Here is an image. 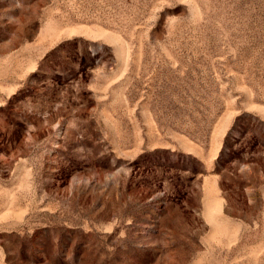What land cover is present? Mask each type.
Instances as JSON below:
<instances>
[{
  "label": "rangeland",
  "instance_id": "374dc122",
  "mask_svg": "<svg viewBox=\"0 0 264 264\" xmlns=\"http://www.w3.org/2000/svg\"><path fill=\"white\" fill-rule=\"evenodd\" d=\"M0 264H264V0H0Z\"/></svg>",
  "mask_w": 264,
  "mask_h": 264
}]
</instances>
